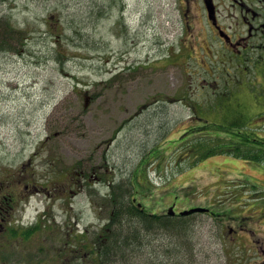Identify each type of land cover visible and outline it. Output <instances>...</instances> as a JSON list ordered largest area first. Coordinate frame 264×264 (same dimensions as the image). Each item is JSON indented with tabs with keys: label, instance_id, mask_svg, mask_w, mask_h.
I'll list each match as a JSON object with an SVG mask.
<instances>
[{
	"label": "rangeland",
	"instance_id": "374dc122",
	"mask_svg": "<svg viewBox=\"0 0 264 264\" xmlns=\"http://www.w3.org/2000/svg\"><path fill=\"white\" fill-rule=\"evenodd\" d=\"M176 1L0 0L11 39L0 49V198L13 199L0 202V264H40L41 247L44 264H264V160L249 158L253 140L264 144L263 78ZM233 110L232 141L219 129ZM203 146L216 149L197 162ZM148 156L152 190L131 196L138 208L222 217L189 216L186 240L143 230L129 262L100 263L107 189L130 190ZM122 224L123 238L139 228Z\"/></svg>",
	"mask_w": 264,
	"mask_h": 264
},
{
	"label": "trees",
	"instance_id": "16d2710c",
	"mask_svg": "<svg viewBox=\"0 0 264 264\" xmlns=\"http://www.w3.org/2000/svg\"><path fill=\"white\" fill-rule=\"evenodd\" d=\"M0 25L1 29L3 31V34L5 35V38L3 37L4 35H0V40L3 42L0 43V49L5 50V44L6 41L11 39L9 38V33L7 32L6 25L3 22V17L0 16ZM19 34H24L21 31H17ZM238 112V110H237ZM236 111H231V116L233 117L234 115H237L231 123H228L227 120H230L231 118H226L225 119V124L220 127L219 130H222L226 136H229L233 140H237L239 135L242 133L239 131L238 127L240 125V121L242 118V115H239V112L237 113ZM238 119V120H237ZM237 120V121H236ZM240 120V121H239ZM213 126V125H212ZM216 128V126H214ZM248 142L250 140H247ZM234 145V143H229ZM251 150L249 151V158L254 159L255 161H262L264 160V154L263 151L257 148L258 146L256 145H262L258 144L257 140H253L252 143H250ZM264 145V144H263ZM177 147V146H176ZM262 147V146H260ZM248 148V147H247ZM200 149H204V146L201 147ZM216 148H207L205 152L202 154V156L197 157V162L204 160L208 156H210L213 151H215ZM239 148L236 147L235 150ZM262 154V155H260ZM151 157L148 156L146 159H143L141 161L140 165L138 168L134 171L132 177L130 178V190L128 184H123L120 183L119 185H113L111 184L110 187H108L107 191V196L110 199V204L112 209L110 210V218L108 222L103 226L102 232L105 234V243L103 245H99L96 248V255L97 259L102 263L103 261L110 260L112 255H117L115 256V263H126L129 262L130 257L127 256L128 254L130 255L131 250H138L139 246L143 244L142 241H144L145 233H142L144 230L146 233H148L149 236L155 232V230L162 232L165 234V236H168L170 238H187V235L183 233L182 231H185V229L190 225L189 222V217H182V216H169L166 214H154V213H149L148 211L144 210L142 211V208H138L133 202L132 195L133 194H141V195H147L148 193L151 192V186H149V181L147 177V172H146V166L149 164ZM125 183V182H124ZM127 183V182H126ZM125 185L127 189L125 188ZM130 196H129V195ZM107 199V201L109 200ZM0 202L6 203L8 205H11L13 202L12 200H7V199H1ZM219 217H222L220 214H216ZM127 217L129 219L130 226L131 224L137 225L139 228H135L131 235H127L126 237H122L123 233V224H122V219ZM34 226H31L29 228H26L27 231H25L26 235H24L25 238H29L30 236H33L38 230L41 229L42 226V221H38ZM139 229V230H138ZM187 231V230H186ZM157 234V233H156ZM12 237L14 236H19L18 231L12 230L11 233ZM185 238V240H186ZM176 245V244H175ZM180 244L176 245L177 247ZM168 246V245H167ZM118 248L120 251L125 252V254H121L120 251H115V249ZM44 249L41 247L39 250L38 254L42 255L45 254ZM77 252L76 254H78ZM116 253V254H115ZM38 256V259L41 261L40 264H44L45 257L43 256ZM46 255V254H45ZM75 257V255H73ZM117 257H119L117 259ZM152 258V257H151ZM154 263L150 262L147 264H155V262L158 260V256L153 257ZM33 260V257L31 258ZM5 261V260H4ZM114 264V263H112Z\"/></svg>",
	"mask_w": 264,
	"mask_h": 264
},
{
	"label": "flooded vegetation",
	"instance_id": "af4514ba",
	"mask_svg": "<svg viewBox=\"0 0 264 264\" xmlns=\"http://www.w3.org/2000/svg\"><path fill=\"white\" fill-rule=\"evenodd\" d=\"M176 4L187 18L192 8H199L213 39H220L226 49H238L239 61L254 70L258 80L263 78L264 85V0H177Z\"/></svg>",
	"mask_w": 264,
	"mask_h": 264
},
{
	"label": "water",
	"instance_id": "95a60500",
	"mask_svg": "<svg viewBox=\"0 0 264 264\" xmlns=\"http://www.w3.org/2000/svg\"><path fill=\"white\" fill-rule=\"evenodd\" d=\"M206 211H208V210H206L204 208H194V209L182 212L181 215L184 216V215H189V214H193V213H196V212H206ZM169 214L170 215H175L174 207L170 208Z\"/></svg>",
	"mask_w": 264,
	"mask_h": 264
}]
</instances>
